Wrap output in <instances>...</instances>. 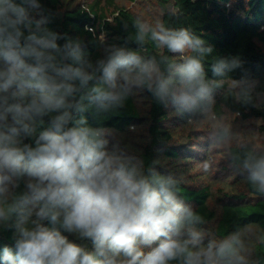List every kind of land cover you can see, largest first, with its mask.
<instances>
[{"label": "clouds", "instance_id": "9594fccd", "mask_svg": "<svg viewBox=\"0 0 264 264\" xmlns=\"http://www.w3.org/2000/svg\"><path fill=\"white\" fill-rule=\"evenodd\" d=\"M40 7L39 0H0V227L13 230L0 264H260L254 242H264V233L246 224L217 238L180 197L179 177L146 167L118 144L110 147L109 130L89 126L82 115L115 112L138 89L189 120L203 118L213 110L215 90L242 62L217 59L211 65L217 79H207L210 45L189 28L141 17L124 45L106 47L93 62L79 38L30 15ZM147 40L183 59L144 54ZM256 88L246 77L234 80L245 104L261 99ZM232 140L226 124L209 133L221 149ZM228 158L264 196V149L241 144ZM61 230L90 240L92 250Z\"/></svg>", "mask_w": 264, "mask_h": 264}, {"label": "trees", "instance_id": "16d2710c", "mask_svg": "<svg viewBox=\"0 0 264 264\" xmlns=\"http://www.w3.org/2000/svg\"><path fill=\"white\" fill-rule=\"evenodd\" d=\"M20 3L21 0H15ZM40 9H29L34 19L47 17L50 30L85 45L89 59L102 58L104 49L124 45L134 29L137 17L150 24L157 21L172 28H189L194 35L213 48L204 60L207 79H217L211 65L220 58H238L242 66L230 72L214 92L215 104L205 117L181 116L169 105L157 102L147 90L134 89L125 106L115 112L97 114L89 110L82 115L89 126L109 130L110 147L118 144L131 155L142 159L146 167H155L164 175L180 178L178 193L184 202L206 221L207 230L217 238L226 236L236 226L251 224L264 233V196L252 190L245 174L230 165L229 153L241 144L264 149V0H39ZM128 24L127 30L124 24ZM63 43V41H59ZM128 47L137 49L134 42ZM157 58L168 56L173 62L182 56L168 53L151 40L146 52ZM248 78L257 82L261 99L245 104L233 91L234 80ZM47 117L45 122H47ZM219 124L233 130V143L225 148V164L214 169L212 154L217 146L209 133ZM250 129L255 132L252 136ZM257 137L262 146L250 142ZM25 143H33L26 139ZM205 162L211 165L205 171ZM19 192L24 191L21 183ZM35 218V217H33ZM50 226L47 220L42 221ZM11 229L0 227V249L12 246ZM69 241L92 250L90 240L61 230ZM159 241L144 251L151 250ZM256 259L264 264V242L256 240Z\"/></svg>", "mask_w": 264, "mask_h": 264}, {"label": "rangeland", "instance_id": "374dc122", "mask_svg": "<svg viewBox=\"0 0 264 264\" xmlns=\"http://www.w3.org/2000/svg\"><path fill=\"white\" fill-rule=\"evenodd\" d=\"M250 132L252 133V136H255V132L253 130L250 129ZM233 139H235L234 135H233ZM250 142L253 143L258 148L262 146L261 141L257 137H255L254 139H251ZM232 143H233V140H232ZM225 148L221 149L217 147L216 150H214L212 154V165H214V169L219 168L225 164V155H224Z\"/></svg>", "mask_w": 264, "mask_h": 264}]
</instances>
